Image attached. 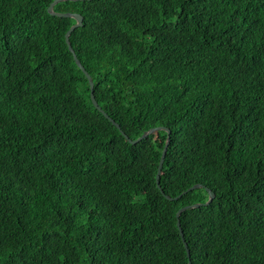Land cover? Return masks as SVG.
I'll return each instance as SVG.
<instances>
[{
  "label": "trees",
  "instance_id": "trees-1",
  "mask_svg": "<svg viewBox=\"0 0 264 264\" xmlns=\"http://www.w3.org/2000/svg\"><path fill=\"white\" fill-rule=\"evenodd\" d=\"M52 1L0 0V264H264V0L54 7L125 133L172 129V200L167 132L94 106Z\"/></svg>",
  "mask_w": 264,
  "mask_h": 264
},
{
  "label": "water",
  "instance_id": "water-1",
  "mask_svg": "<svg viewBox=\"0 0 264 264\" xmlns=\"http://www.w3.org/2000/svg\"><path fill=\"white\" fill-rule=\"evenodd\" d=\"M63 1H68V0H53L50 5L48 6V12L52 15H56V16H59V17H70V18H74L76 20V22L71 26V28L66 32V42L68 44V47L70 49V51H72L73 53V57L76 61V64L78 65V67L85 73L86 77L88 78V81H89V84H90V95H91V100L94 104V106L101 112L104 114V116L106 118H108L120 131L121 133L131 142V143H137L141 140H143L144 138L150 136L151 134L157 132V131H160V130H164L167 132V140H166V144L164 146V149H163V153H162V156H161V159H160V162H159V167H158V172H157V176H156V182H157V185L158 187L161 189L162 193L165 194L164 190L161 188V173H162V166H163V163H164V160H165V157H166V154H167V150H168V147H169V144H170V140H171V133H172V129L170 127H166V126H157V127H153L147 131H145L141 136H139L138 138L136 139H132L130 138V136L128 134L125 133V131L121 128L120 124L117 123L112 117L109 116V114L100 106L97 98H96V95H95V89H94V80L91 76V74L86 70L85 66L82 64L81 60L79 59L78 55L76 54L72 44H71V41H70V35L71 33L77 28V27H80L82 24H83V15L81 13H77V12H71V11H56L54 9L55 5L60 3V2H63ZM201 187H205V185H203L202 183H195L194 185L190 186L186 191H184L182 194L178 195L176 198H179L181 197L184 193L188 192V191H191V190H194V189H197V188H201ZM208 191H209V200L207 202H205L204 204L205 205H208L209 203L212 202V200L215 198V192L213 190H211L210 188H208ZM165 196L172 200L174 199V197L170 196V195H167L165 194ZM201 203H194V204H191V205H186V206H183L181 207L176 215H177V225L180 229V233H181V236L183 237V241L185 243V246L187 248V252H188V255L190 257V250L188 248V243L186 242V239L184 237V232H183V229L181 227V223H180V215L183 211H185L187 208H190V207H198L200 206ZM189 264H191V260L189 261Z\"/></svg>",
  "mask_w": 264,
  "mask_h": 264
}]
</instances>
